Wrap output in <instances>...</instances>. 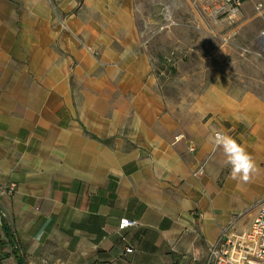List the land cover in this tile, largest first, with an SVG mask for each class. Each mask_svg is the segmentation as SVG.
I'll use <instances>...</instances> for the list:
<instances>
[{
  "label": "crops",
  "instance_id": "1",
  "mask_svg": "<svg viewBox=\"0 0 264 264\" xmlns=\"http://www.w3.org/2000/svg\"><path fill=\"white\" fill-rule=\"evenodd\" d=\"M143 2L0 0V213L25 264H204L264 197V99L216 72L170 104ZM216 131L253 155L249 182L212 151Z\"/></svg>",
  "mask_w": 264,
  "mask_h": 264
},
{
  "label": "rangeland",
  "instance_id": "2",
  "mask_svg": "<svg viewBox=\"0 0 264 264\" xmlns=\"http://www.w3.org/2000/svg\"><path fill=\"white\" fill-rule=\"evenodd\" d=\"M142 1L149 22L145 35L167 77L163 93L170 104L190 107L194 95L207 87L216 72L228 76L232 94L249 91L264 99V50L260 44L264 0H233L237 10L231 16L225 0H206L199 7L203 25L193 13L198 0ZM165 14L173 22L160 30Z\"/></svg>",
  "mask_w": 264,
  "mask_h": 264
},
{
  "label": "built area",
  "instance_id": "3",
  "mask_svg": "<svg viewBox=\"0 0 264 264\" xmlns=\"http://www.w3.org/2000/svg\"><path fill=\"white\" fill-rule=\"evenodd\" d=\"M225 1L229 4L228 16H231L237 10V7H232L233 0ZM172 22L170 14L163 15L162 23L159 26L160 30L167 29ZM262 35H264L263 32L260 35V44L264 50ZM202 167L203 165L198 166L194 174L202 173ZM14 188V184H10L5 189L11 193ZM135 224H138L136 220L121 218L118 226L122 229ZM4 227L5 223L0 213V264L2 260V242L7 243L12 251L18 250L16 241ZM132 250L131 247H127L124 252L131 253ZM204 264H264V197L250 212L238 214L220 232L217 241L208 247Z\"/></svg>",
  "mask_w": 264,
  "mask_h": 264
},
{
  "label": "clouds",
  "instance_id": "4",
  "mask_svg": "<svg viewBox=\"0 0 264 264\" xmlns=\"http://www.w3.org/2000/svg\"><path fill=\"white\" fill-rule=\"evenodd\" d=\"M212 151H221L230 176L238 183L249 182L257 172V163L247 146L226 132L217 131L208 137Z\"/></svg>",
  "mask_w": 264,
  "mask_h": 264
},
{
  "label": "water",
  "instance_id": "5",
  "mask_svg": "<svg viewBox=\"0 0 264 264\" xmlns=\"http://www.w3.org/2000/svg\"><path fill=\"white\" fill-rule=\"evenodd\" d=\"M4 228H5V230H6V231H8V229H7L6 225H5V227H4ZM18 263H19V264H25V263H24V260H23V258H22V257H18Z\"/></svg>",
  "mask_w": 264,
  "mask_h": 264
},
{
  "label": "trees",
  "instance_id": "6",
  "mask_svg": "<svg viewBox=\"0 0 264 264\" xmlns=\"http://www.w3.org/2000/svg\"><path fill=\"white\" fill-rule=\"evenodd\" d=\"M6 227H7V226H6ZM7 229H8V228H7ZM14 253H15V255H16L17 258H18V257H22V255L18 253V250H15ZM22 258H23V257H22ZM176 264H177V263H176Z\"/></svg>",
  "mask_w": 264,
  "mask_h": 264
},
{
  "label": "bare ground",
  "instance_id": "7",
  "mask_svg": "<svg viewBox=\"0 0 264 264\" xmlns=\"http://www.w3.org/2000/svg\"><path fill=\"white\" fill-rule=\"evenodd\" d=\"M264 33V32H263ZM263 37H262V41L264 42V35H262Z\"/></svg>",
  "mask_w": 264,
  "mask_h": 264
}]
</instances>
